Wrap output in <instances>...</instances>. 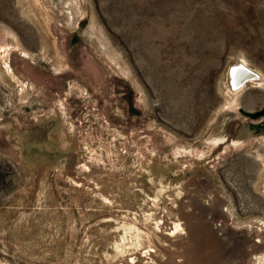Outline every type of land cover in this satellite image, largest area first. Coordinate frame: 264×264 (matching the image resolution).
<instances>
[{"label":"rangeland","instance_id":"obj_1","mask_svg":"<svg viewBox=\"0 0 264 264\" xmlns=\"http://www.w3.org/2000/svg\"><path fill=\"white\" fill-rule=\"evenodd\" d=\"M65 2L0 0V264H97L85 237L129 225L153 235V264H213L195 225L249 264L264 252V81L234 95L227 73L244 59L264 75V0H81L76 24Z\"/></svg>","mask_w":264,"mask_h":264},{"label":"bare ground","instance_id":"obj_2","mask_svg":"<svg viewBox=\"0 0 264 264\" xmlns=\"http://www.w3.org/2000/svg\"><path fill=\"white\" fill-rule=\"evenodd\" d=\"M38 1L39 0H30V2H32V5H33L32 8L33 9H35L39 5L37 3ZM66 2H68V7L71 10V14H67L66 17L68 19H70L71 23L76 24V22H78L80 17L84 14L83 10H82V3L83 2L81 3V0H66ZM39 9H40V11L43 12L44 8L41 9V7H40ZM43 15H45V14H43ZM49 16L51 17V15H49ZM47 20H46V23H47ZM41 22L43 23L45 30L49 34L50 33V31L48 30L49 26L46 27L47 24L44 21V17L41 20ZM49 23L50 22H48V24ZM8 33H9L8 29L0 31V55L1 56H3V53H5L4 56H6L7 52H9V46L10 45L5 40L6 35ZM90 33L92 35H95L97 37L96 39L99 42L107 45L106 44V42H107L106 37H105L103 31H101L100 26L97 23H94V25L92 27V31ZM12 36H14V35H12ZM10 48H11V46H10ZM56 48H57V46H56ZM2 49H4V51H2ZM105 52L114 61L118 62L119 64L122 62V60L118 57L116 51L113 48H111V46H108V48ZM58 54H60V52ZM58 56H60V55H58ZM121 66H122V64H121ZM123 69H125V68H123ZM248 71H252V72H248ZM258 71H255L252 68H250L249 64L244 59L239 60V61L234 62V63H231V65L228 69V73H227V76H228L227 81L229 84V87H228L229 91L234 95L238 94L240 92V90H242V88H244L245 84L249 80H252L251 82L261 84V82L264 81V75H262L263 73H261L260 71L258 72ZM148 161H151V159H149ZM189 162H191V161H189ZM175 224H176L175 228L177 230H178V228L183 229L184 225H185L183 222H181V220L177 221ZM196 226L197 225H195L194 228H191V230H192L191 233H192L193 239L200 246V247H198L199 248L198 251L202 250V249L212 248L213 251L208 253L209 254L208 258H210L212 260L213 264H224L226 262V260L228 261V259H230L231 255L233 257L240 255L241 264L244 263L245 257L247 256V254H245L244 251H241L239 249L236 250V248H234V247H231V248L228 247V249H227L224 246V244L221 243V241L214 236L213 232H211L209 230V228H207L208 227L207 225L206 226H200V227L199 226L196 227ZM173 232H177V231H172V233ZM260 235H262V234H260ZM154 236H155V233H154ZM226 238L227 237H225V239ZM85 240L89 242V246L91 247V252L93 255H96V253H98L97 248H98L99 244H102V251L103 252H100L97 255V258L95 261V263H97V264H138V259L134 255V251H136V249H139L142 253L148 255L149 259L151 256V259L148 261L146 260L144 264H153L152 262L154 260L153 259L154 257H157L158 259L159 258L161 259L163 257V253L161 252V250L159 248H157V245H155V243H154L153 235L148 231H139L138 228H136V226H134V225H129L128 231H94V232L90 233L88 237H85ZM153 243H154V245H153ZM241 245L244 246L243 243ZM217 247H219V248H217ZM248 247H250V246L248 245ZM245 248H243V249L245 250ZM150 249L152 250V252H150L151 251ZM153 249H154V251H153ZM147 251H149V252H147ZM77 254H79V253H77ZM250 254L252 257L249 259V264H264V252L261 253L259 251V252L252 254V252L250 251ZM144 258H146V257H144ZM155 262L156 261L154 260V263ZM83 263L85 264L86 262H83ZM87 264H94V261H91L90 263H87Z\"/></svg>","mask_w":264,"mask_h":264},{"label":"water","instance_id":"obj_3","mask_svg":"<svg viewBox=\"0 0 264 264\" xmlns=\"http://www.w3.org/2000/svg\"><path fill=\"white\" fill-rule=\"evenodd\" d=\"M248 72H252V71H248Z\"/></svg>","mask_w":264,"mask_h":264}]
</instances>
